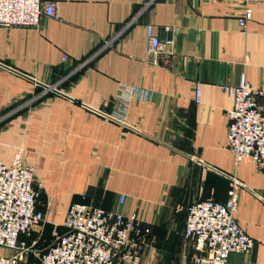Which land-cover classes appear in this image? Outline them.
Masks as SVG:
<instances>
[{"label": "crops", "instance_id": "crops-1", "mask_svg": "<svg viewBox=\"0 0 264 264\" xmlns=\"http://www.w3.org/2000/svg\"><path fill=\"white\" fill-rule=\"evenodd\" d=\"M55 1L39 27L0 25V157L23 149L49 222L78 201L136 214L140 264H195L189 206L234 190L255 244L230 259L264 264V173L227 146L229 88H264V0ZM148 26L173 47L152 55Z\"/></svg>", "mask_w": 264, "mask_h": 264}, {"label": "built area", "instance_id": "built-area-1", "mask_svg": "<svg viewBox=\"0 0 264 264\" xmlns=\"http://www.w3.org/2000/svg\"><path fill=\"white\" fill-rule=\"evenodd\" d=\"M57 7L55 0H0V25L39 27L44 16H57ZM252 17V9H245L240 25ZM147 35L149 52L156 57L174 45L173 38L161 40L152 26L147 27ZM130 90L125 88V92ZM229 93L234 102L228 111L227 146L237 163L251 159L264 173V102L260 99L264 88H252L243 76ZM200 97L201 86L197 84V101ZM15 148L10 162L0 157V264L141 263L145 232L138 216L84 201L70 205L63 231L45 248L22 241L21 237L31 235L46 217L37 207L35 170L25 162L23 149ZM237 198L233 190L225 201L205 199L189 206L185 236L198 251L195 264H237L230 259L232 253L248 254L252 250L255 241L236 216Z\"/></svg>", "mask_w": 264, "mask_h": 264}, {"label": "rangeland", "instance_id": "rangeland-1", "mask_svg": "<svg viewBox=\"0 0 264 264\" xmlns=\"http://www.w3.org/2000/svg\"><path fill=\"white\" fill-rule=\"evenodd\" d=\"M38 190H39V197H40L41 189H38ZM43 212L45 213V211ZM45 217L46 218H45L44 223L36 226L32 230L31 235L29 236L23 235L21 237V240L27 242L28 245H33L35 243V246L38 249H43L45 245L50 244L52 239H54L58 234H60L63 231V226H62V223L54 224V223L49 222L47 212L45 213Z\"/></svg>", "mask_w": 264, "mask_h": 264}, {"label": "water", "instance_id": "water-1", "mask_svg": "<svg viewBox=\"0 0 264 264\" xmlns=\"http://www.w3.org/2000/svg\"><path fill=\"white\" fill-rule=\"evenodd\" d=\"M23 75V74H22ZM27 78H29V79H31V80H34V79H32V78H30V77H28V76H26ZM38 84H40V85H42V86H44V87H46L47 89H50L51 87H49V86H47V85H44V84H42V83H40V82H37ZM53 91H55L56 93H58V94H60V95H62V96H64V97H67V98H69V96H67V95H65L64 93H62L61 91H58L57 89H55V88H51ZM85 106H87V105H85ZM88 108H90V109H92L93 111H96V112H98V113H100V114H103V115H105V116H107V117H110V116H108V115H106V114H104V113H102L101 111H99V110H96V109H94V108H92V107H89V106H87ZM219 172H221V171H219ZM224 174V173H223Z\"/></svg>", "mask_w": 264, "mask_h": 264}, {"label": "trees", "instance_id": "trees-1", "mask_svg": "<svg viewBox=\"0 0 264 264\" xmlns=\"http://www.w3.org/2000/svg\"><path fill=\"white\" fill-rule=\"evenodd\" d=\"M37 207H38V206H37ZM38 209H39V208H38ZM46 246H47V245H45L44 247H46ZM44 247H43V248H44Z\"/></svg>", "mask_w": 264, "mask_h": 264}]
</instances>
